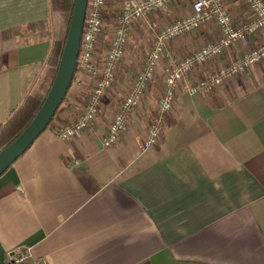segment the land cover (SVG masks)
I'll use <instances>...</instances> for the list:
<instances>
[{
    "label": "crops",
    "instance_id": "0c3cea01",
    "mask_svg": "<svg viewBox=\"0 0 264 264\" xmlns=\"http://www.w3.org/2000/svg\"><path fill=\"white\" fill-rule=\"evenodd\" d=\"M225 2L235 20L244 17L240 1ZM51 14L50 0H0V125L24 96H44L37 78ZM213 26L170 41L163 66L214 37ZM262 40L264 31L250 42ZM240 52L234 44L215 62ZM87 83L86 74L73 78L48 125L0 175V264H12L6 251L16 245L31 257L15 264H264V59L212 91L178 92L158 144L144 150L152 91L117 144L101 142L119 83L90 129L68 141L56 135L81 108Z\"/></svg>",
    "mask_w": 264,
    "mask_h": 264
},
{
    "label": "built area",
    "instance_id": "2783aa9c",
    "mask_svg": "<svg viewBox=\"0 0 264 264\" xmlns=\"http://www.w3.org/2000/svg\"><path fill=\"white\" fill-rule=\"evenodd\" d=\"M179 1L181 0H119L112 36L108 46L99 53V36L106 26L105 11L109 0H86L73 78L86 74L88 85L76 116L58 126L56 135L60 139H74L91 128L102 96L115 82L117 67L124 56L128 31L137 21L147 22L149 28L158 30L144 65L134 76L101 137L105 147L117 144L128 127L133 111L149 87L155 85V72L167 56L165 50L170 41L190 35L205 25H214L217 30L214 37L195 49L182 56L168 57L163 66L164 80L156 97V109L148 118L141 143L142 150L158 144L178 92L193 95L212 91L264 59V40L257 44L250 42L253 35L264 31V0H240L245 11L240 20L233 18L225 0H188L189 10L186 14L165 24L150 20L152 13L166 10ZM234 44L239 45L240 54L216 64L215 59L228 53ZM210 63H214V66L209 71L191 78V72L196 67ZM30 257L31 251L26 245H16L6 251V260L12 264L24 262ZM39 262L45 264V260Z\"/></svg>",
    "mask_w": 264,
    "mask_h": 264
},
{
    "label": "water",
    "instance_id": "95a60500",
    "mask_svg": "<svg viewBox=\"0 0 264 264\" xmlns=\"http://www.w3.org/2000/svg\"><path fill=\"white\" fill-rule=\"evenodd\" d=\"M85 6L86 0H74L64 46L52 82L32 120L11 142L0 149V175L48 125L63 100L74 75Z\"/></svg>",
    "mask_w": 264,
    "mask_h": 264
},
{
    "label": "rangeland",
    "instance_id": "374dc122",
    "mask_svg": "<svg viewBox=\"0 0 264 264\" xmlns=\"http://www.w3.org/2000/svg\"><path fill=\"white\" fill-rule=\"evenodd\" d=\"M182 1L183 0L179 1L177 5H172L170 8H167L166 10L158 11L157 14L159 16L160 15L161 16L163 15H172V16L182 15L187 10L186 4H184V2ZM234 1L239 2L240 0H234ZM118 5H119V0H109L108 2V7L106 8V11H105L106 26L104 27V29L102 30L99 36V42H98L99 43V47H98L99 53H102V51H104V49L108 46L109 40L112 36L114 27L116 25L115 13L118 9ZM172 10L175 13L172 12ZM51 16H52L51 17L52 18L51 22H52L55 18V15L51 14ZM142 22L143 21L135 22L131 26L130 30L128 31L127 43L125 47L124 56L119 66L117 67L115 82L111 86L113 87L114 85L119 83V86L120 87L122 86V87L119 90H115L114 93L109 92L110 96L114 97L112 101H114L116 104L119 101H121L123 95L125 94L129 85L131 84L134 76L144 65L147 52L150 49L153 39H154V35L158 30V28H149L146 24H143ZM209 28L211 29L212 27H209ZM177 40L179 39H176L173 41H177ZM99 58H101V56ZM163 68L164 67L161 62L155 72V85L152 88L149 87L148 89V91H152L150 93V97L152 99L153 97H157L158 90L163 85V80H164ZM124 86L126 87L123 89V92H122V88ZM114 102H112V106L115 104Z\"/></svg>",
    "mask_w": 264,
    "mask_h": 264
},
{
    "label": "trees",
    "instance_id": "16d2710c",
    "mask_svg": "<svg viewBox=\"0 0 264 264\" xmlns=\"http://www.w3.org/2000/svg\"><path fill=\"white\" fill-rule=\"evenodd\" d=\"M73 5L74 0H50L51 12L55 15L53 20V39L51 48L45 58L44 67L37 78V85L43 89L44 96L42 98H37L33 95L24 96L18 106L0 125V149L11 142L26 127L40 108L61 56Z\"/></svg>",
    "mask_w": 264,
    "mask_h": 264
}]
</instances>
